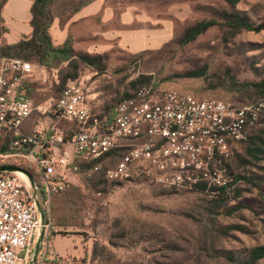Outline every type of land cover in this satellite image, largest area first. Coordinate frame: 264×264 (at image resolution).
I'll use <instances>...</instances> for the list:
<instances>
[{
	"label": "rangeland",
	"instance_id": "1",
	"mask_svg": "<svg viewBox=\"0 0 264 264\" xmlns=\"http://www.w3.org/2000/svg\"><path fill=\"white\" fill-rule=\"evenodd\" d=\"M65 1L69 0L57 1L55 14L60 20L55 18L51 25L54 38L72 9L64 5ZM105 3L114 11L109 25L92 20L69 28L71 47L77 54L103 57V72L79 63L76 78L65 83L79 80L90 89L91 114L114 108L133 90L130 83L141 76H150L151 83L162 90L235 105L259 100L248 85L264 80V31L233 32L222 17L231 14L255 25L264 23V0H237L235 5L227 0ZM127 9H132L134 21L122 25L120 15ZM210 19L218 25L192 42L182 41L186 29ZM138 29L164 35L156 43L148 42L134 50L121 45L118 37L108 40L93 35L97 31ZM66 68L64 63L47 69L44 77L32 79L29 84L35 89L27 97L35 105L53 103L65 87L57 90L60 72L67 73ZM194 74L204 77H192ZM50 118L35 114L25 122L24 130L30 133L35 125L46 128ZM259 120L260 125L249 135L264 140V112ZM59 126L69 127L65 122ZM230 151L228 176L233 183L223 204L210 202L217 195L211 198L193 191L166 192L142 175L96 187L93 180L100 176L66 171L61 178L62 190L52 196L49 236L41 241L32 264L245 263L249 250L264 247V193L243 180H234L236 176L264 178V160L246 165L244 143L232 146ZM10 162L25 164L13 159ZM257 264H264V259Z\"/></svg>",
	"mask_w": 264,
	"mask_h": 264
},
{
	"label": "built area",
	"instance_id": "2",
	"mask_svg": "<svg viewBox=\"0 0 264 264\" xmlns=\"http://www.w3.org/2000/svg\"><path fill=\"white\" fill-rule=\"evenodd\" d=\"M46 72L37 63L0 55V167L19 160L38 178L21 169L0 171V264H31L38 239L49 236L51 200L63 188L61 178L80 170L76 159L110 182L142 175L166 192L195 190L212 198L233 183L231 147L246 140L264 112V100L235 105L150 83L97 120L90 89L79 80L69 81L48 106L35 105L26 84ZM35 114L51 122L28 133L25 122ZM114 151L121 155L111 156Z\"/></svg>",
	"mask_w": 264,
	"mask_h": 264
},
{
	"label": "trees",
	"instance_id": "3",
	"mask_svg": "<svg viewBox=\"0 0 264 264\" xmlns=\"http://www.w3.org/2000/svg\"><path fill=\"white\" fill-rule=\"evenodd\" d=\"M33 5L31 8V21L30 25L32 27L31 36L28 39L20 40L18 43L13 45H0V55L9 57V58H18L27 61H34L39 65L44 66L46 69H56L59 65L66 63L67 64V73L60 72V84L57 87L59 91L61 87L65 85L67 80L75 79L78 74L79 63L85 64L89 67H92L99 72L104 71L103 57L101 55H90V54H77L71 47L70 36L64 41L60 46H54L52 39L49 33V29L55 20L60 16L55 14V8L57 7L58 0H32ZM94 0H84V1H74L69 0L65 1L64 5L72 7L69 18L79 11L82 7ZM232 5L237 3V0H227ZM6 0H0V36L4 32V28L1 27V8L5 4ZM75 2V3H74ZM68 18V19H69ZM67 19V20H68ZM223 23L226 27L231 29L233 32H238L241 30H246L250 32L258 33L264 31V23L255 25L249 22L247 19L234 15H225L222 17ZM218 25V22L215 19H210L198 23L197 25L186 29L182 41L184 43L192 42L199 35L206 32L211 27ZM192 77H204L202 74H194ZM150 76H141L136 80L130 83V87L133 90L130 93H127L123 96L122 99L131 96L132 92L135 91L141 85L150 84ZM155 87H157L154 84ZM251 90V94L254 98H259V100H264V80L248 85ZM35 89L34 85L29 83L26 84V96L30 97ZM198 96V95H197ZM202 97V96H199ZM121 99V100H122ZM120 100V101H121ZM119 101V102H120ZM111 108L107 112H103L95 115L94 119H103L110 116L112 112ZM32 118V117H31ZM260 121V120H259ZM255 128H257L260 124ZM254 128V129H255ZM252 129V130H254ZM251 130V131H252ZM245 144V152L248 157L246 165H251V163H257L261 160H264V140L259 135L250 136L249 133L246 136V140L239 142ZM7 148L3 147V151H6ZM111 156L118 157L121 155L120 151H114L110 154ZM75 163L79 165L80 171H86L88 166L87 164L81 162V160L76 159ZM17 168L26 171L38 181L34 169L31 166L26 164L15 165ZM229 168V166H228ZM100 176L99 178H94V186L100 187L106 185V179L103 178L102 174H94ZM103 178V179H102ZM243 180L245 183L257 187L261 192L264 193L262 189V184H264V178L261 177H250V178H240L239 176L235 177V183ZM116 183V182H114ZM232 185H228L226 188H222L220 193L217 195L216 199L210 200L212 203H225L228 200V192L230 191ZM196 190H201L202 188H195ZM195 192V190H193ZM225 234V233H224ZM264 259V247H256L247 252L245 263L243 264H257L258 261Z\"/></svg>",
	"mask_w": 264,
	"mask_h": 264
},
{
	"label": "crops",
	"instance_id": "4",
	"mask_svg": "<svg viewBox=\"0 0 264 264\" xmlns=\"http://www.w3.org/2000/svg\"><path fill=\"white\" fill-rule=\"evenodd\" d=\"M105 1L106 0H94L82 7L66 21L64 28L58 31L57 38H54L52 34L53 24L49 29L53 44L55 46L62 45L70 35L69 28L81 24L82 22L99 20L104 23L105 26L109 25L114 18V11L112 8L107 7ZM32 5V0H6L1 8V27H3L5 31L1 33L0 45H13L31 36L32 27L30 21L32 18ZM120 21L122 25L131 24L132 21H134L132 9L124 11L120 15ZM93 35L94 37L101 36L108 40L118 37L117 39H119L121 45L134 50L145 43L148 44V42L156 43L158 39L163 38L164 34H147L145 30L138 29L119 32H113L111 30L97 31L94 32Z\"/></svg>",
	"mask_w": 264,
	"mask_h": 264
},
{
	"label": "water",
	"instance_id": "5",
	"mask_svg": "<svg viewBox=\"0 0 264 264\" xmlns=\"http://www.w3.org/2000/svg\"><path fill=\"white\" fill-rule=\"evenodd\" d=\"M0 171H7V172H16V171H20L19 168L15 167V166H3V167H0ZM29 180L31 181V183L33 182L32 178L29 177ZM42 237V236H41ZM39 238L36 245H35V249H34V258L32 259V262L31 264L34 262L33 260H35V256L37 254V249H38V246L40 245L41 241H42V238Z\"/></svg>",
	"mask_w": 264,
	"mask_h": 264
}]
</instances>
